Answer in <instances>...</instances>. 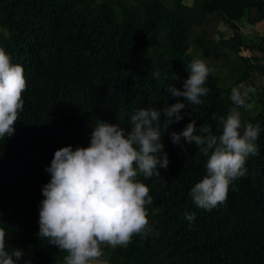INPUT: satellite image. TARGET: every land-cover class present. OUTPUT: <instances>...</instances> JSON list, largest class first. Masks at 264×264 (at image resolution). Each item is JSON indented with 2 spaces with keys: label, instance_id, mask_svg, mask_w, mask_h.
<instances>
[{
  "label": "trees",
  "instance_id": "16d2710c",
  "mask_svg": "<svg viewBox=\"0 0 264 264\" xmlns=\"http://www.w3.org/2000/svg\"><path fill=\"white\" fill-rule=\"evenodd\" d=\"M241 19L259 30L242 32ZM0 49L23 67L27 82L14 134L0 141V228L6 250L24 252L17 264H63L67 255L37 236L54 152L87 147L98 120L127 132L141 107L183 101L168 89L183 90L193 59L213 70L209 92L194 111L185 101L189 115L182 110L184 118L163 131L167 169L158 167L159 178L137 177L152 197L145 206L152 231L127 246H102V259L264 264V0H0ZM223 76L232 79L225 93ZM240 85L256 88L246 101L253 108L239 110L242 123L260 125L259 153L247 158L246 175L229 186L226 201L205 210L190 191L206 174L207 157L183 138L174 145L170 133L195 120L218 135L233 106L228 95ZM193 213L190 223L185 217Z\"/></svg>",
  "mask_w": 264,
  "mask_h": 264
},
{
  "label": "clouds",
  "instance_id": "9594fccd",
  "mask_svg": "<svg viewBox=\"0 0 264 264\" xmlns=\"http://www.w3.org/2000/svg\"><path fill=\"white\" fill-rule=\"evenodd\" d=\"M187 69L189 76L183 82V90L174 86L168 89L172 97H183V101L162 110L141 107L131 115L127 132L117 124L98 120L87 147L73 149L69 145L54 152L45 169L50 180L41 189L44 198L39 204L37 236L67 253L63 264H107L102 259V246H127L134 236L147 238L152 231L145 207L152 203V197L148 186L137 177L159 178L158 167L167 169L169 159L161 142L163 131L184 118L182 110L189 115L185 101L194 111L209 92L205 83L213 70L199 59L191 60ZM26 87L23 67L13 64L0 49V141L14 134ZM255 92L256 88L244 85L231 89L233 106L226 118H220L218 135L207 125L197 127L195 120L181 132L170 133L174 145L183 138L207 157L206 174L190 191L197 207L211 210L224 203L229 186L246 175L247 158L258 155L260 125L242 123L239 110L253 108L246 101ZM185 218L191 223L195 214ZM5 238L6 232L0 228V264H17L24 252L13 248L9 253ZM24 264L31 261L25 260Z\"/></svg>",
  "mask_w": 264,
  "mask_h": 264
},
{
  "label": "rangeland",
  "instance_id": "374dc122",
  "mask_svg": "<svg viewBox=\"0 0 264 264\" xmlns=\"http://www.w3.org/2000/svg\"><path fill=\"white\" fill-rule=\"evenodd\" d=\"M237 26L239 27V29H241L242 32L247 33L248 35L253 34L256 29L260 28L258 24L248 25L244 21V19L237 21ZM218 27L219 30L222 31L224 35H227L229 33V31L225 27L220 25ZM231 84H232V79L228 76H223V78L220 80V87L222 88L223 93L227 92V89L231 86ZM230 95L231 93H229L228 96L230 97ZM252 97L253 96L250 93L247 99H250Z\"/></svg>",
  "mask_w": 264,
  "mask_h": 264
}]
</instances>
